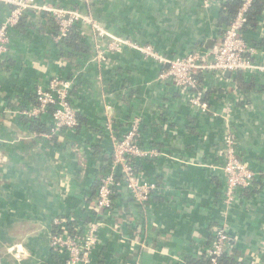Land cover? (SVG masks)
<instances>
[{
	"label": "crops",
	"instance_id": "obj_1",
	"mask_svg": "<svg viewBox=\"0 0 264 264\" xmlns=\"http://www.w3.org/2000/svg\"><path fill=\"white\" fill-rule=\"evenodd\" d=\"M37 1L90 13L112 37L129 39L172 60L195 49L209 51L218 43L216 18L223 0H212L209 7L202 0ZM6 10L0 7V22ZM242 37L254 50V61L264 63V48L257 45L264 39V13L257 29L243 31ZM45 45L44 50H33L23 39L10 40L8 57L24 69L23 76L20 68L13 70V81L6 64L0 65V264H51V219L73 204L79 214L87 207L82 195L93 172L84 143L111 151L109 132L103 129L109 116L114 128L141 119L147 134L142 149L156 152V160L144 162L140 172L145 180L157 184L158 191L142 205L126 193L115 198L98 231L99 245L91 264H183L185 257L205 253L216 220L237 238L246 261L264 264V187L248 197H241L243 190L238 191L226 207L221 200L225 187L222 138L227 130L236 136L240 158L258 180L264 179V75L256 79L261 90L248 95L239 92L228 76L221 80L211 77L204 88L206 93L210 91L204 102L209 112L201 115L190 106L186 92L171 81L158 79L166 65L124 47L106 56L105 66L112 71L96 67L95 76L88 64L73 67L79 83L73 84L72 95L78 91L77 85L86 90L82 101L73 104L96 132H82L83 139L76 141L70 136L75 145L64 150L69 144L66 137H58L56 146L38 143L34 133L22 130L14 121L23 109L14 112L4 103L9 97H18L16 92L22 96L16 86L29 89L36 80L45 87L58 73L48 51L50 40ZM105 79L113 80L110 86L117 98L106 92ZM94 82L99 97L89 96ZM245 96L248 100L243 108L239 100Z\"/></svg>",
	"mask_w": 264,
	"mask_h": 264
},
{
	"label": "built area",
	"instance_id": "obj_2",
	"mask_svg": "<svg viewBox=\"0 0 264 264\" xmlns=\"http://www.w3.org/2000/svg\"><path fill=\"white\" fill-rule=\"evenodd\" d=\"M252 1L242 0L234 20L226 27L220 42L211 50H195L181 58L167 60L149 47L141 48L131 43L129 39L112 37L90 13L39 3L37 0H0V7L6 8L8 12L0 22V57L9 52V32L27 13L32 12L35 15L47 13L58 26L59 35L55 38V42L60 40L69 26L81 24L98 39L107 40L105 46L97 49L93 58L99 66L106 65L107 55L119 53L124 47L137 49L145 57L157 61L160 65H166L167 69L159 74L158 79L171 81L176 88L183 90L187 95L189 93V104L207 114L209 108L201 100L202 91L198 90L196 74L224 76L226 72L230 74L240 72L248 75H264V63L257 64L254 61V50L246 45L242 37V29L246 23L245 14ZM202 2L204 7H209L212 0H202ZM72 87L71 79L58 77L50 79L45 87L36 88V105L23 109L19 115L28 119H37L50 111L52 117L50 130L49 133L40 134L39 137L43 139H49L62 131H72L77 125V111L69 99ZM113 127V120L109 116L105 129L109 132L111 156L107 172L98 180L99 185L93 202L95 218L88 222L83 230L72 214L52 220L53 228L58 231L50 235L49 246L54 254L63 256L61 264H91V256L99 245L98 231L104 226V220L112 211L117 196L126 193L134 203L142 205L158 191L157 184L145 180L133 164L137 160H146L156 155V152L144 151L138 146L141 119L134 118L127 132L120 136L115 133ZM221 154L222 172L225 178L222 203L226 207L232 204L238 191L246 190L254 184L256 174L240 158L236 136L231 130H227L222 138ZM68 223H71L73 230L67 228ZM226 227L223 224L222 227L213 230L214 241L205 250L209 264H222L219 258L228 242ZM138 247L142 249L144 246ZM129 264L139 263L135 261Z\"/></svg>",
	"mask_w": 264,
	"mask_h": 264
},
{
	"label": "trees",
	"instance_id": "obj_3",
	"mask_svg": "<svg viewBox=\"0 0 264 264\" xmlns=\"http://www.w3.org/2000/svg\"><path fill=\"white\" fill-rule=\"evenodd\" d=\"M241 4H242V0H223L221 1L218 11H217V18H216L217 19L216 27H217V33H218V43L220 42L222 34L224 33L226 27L234 20ZM62 7L75 9L72 6H66V5H62ZM75 10L79 11L78 8ZM263 13H264V0H253L247 13L245 14L246 23L242 29V32L246 30L255 31L258 27L259 17L262 16ZM44 34H46L49 39L44 37L45 36ZM58 35H59L58 26L50 14L41 13V14L35 15L34 13L29 12L21 19L20 23L9 32V39L10 40L23 39L24 45L28 46L29 48H32L33 50L36 47H39L40 48L39 50H44V45L46 41L50 40V48L48 51H50V55L52 57L51 60L52 61L55 60V62L57 63V67H59V70L57 69L58 73L53 74L50 79L54 77L64 78L68 80L71 79L73 80V84H74L76 83L77 78L76 76H74L75 71L73 67L75 68L79 66L83 67L84 65L88 64L87 67L92 69V73L95 71V76H97L96 67L98 68L100 67L102 69L104 67V71H108L111 69V68L107 69V66L105 65L99 66L97 65L96 62L93 61V58L95 57V52L97 51L99 47L102 48L103 45L105 46V41H102L98 39L97 37H95L93 33L89 32L81 24H74V25L69 26L65 34L60 37V40L55 42L54 40L56 37H58ZM10 40H9V47H10ZM257 45L264 48V39L260 40ZM195 50H192V51H195ZM197 50L200 51V49H197ZM12 59L13 57H8V54L0 57V65L2 66L4 63L6 64V70L9 71L10 73L11 81L14 80V77H13V72H15L13 71L14 69L18 70L20 68L21 73L19 74L22 76H23L22 73L24 70L23 65H18L17 60H12ZM195 76L198 81V90L202 91L201 100L203 102H207V95H209L210 91L206 93L205 92L206 90H204L205 86L208 84L209 80L212 79L211 77H216L217 79L221 80L223 76H216L215 74L212 76L211 74H206L202 76L199 73L196 74ZM257 77H258L257 75H248V74H242L240 72H237V73L230 74L227 78L231 79L234 82L235 87L239 92L245 95H248L251 91L261 90L262 87L256 83ZM105 80L106 81H104V84H105V88L107 89L106 92L110 96H112V98H117V96L114 93V90L110 86V83L113 80L112 81L109 79H105ZM33 81H34V84H32L31 88L29 89H26L24 87H19V85L16 86L15 89H17V91L22 96L20 97V95L16 92L15 96H18V97H13V98L9 97L8 100L4 102L6 107L14 109L15 110L14 112L16 111L18 112L22 109H27L32 106H35L36 105L35 91L38 86H42V85L37 84L36 80H33ZM77 82L79 83V79ZM77 86H79L78 91L74 95H72V92H71L69 96L72 106L77 111V116H76L77 125L74 127L72 131H68V132L62 131L58 135L56 136L53 135L49 139H43L39 137L40 134L42 133H49L50 125H51V122L49 123V120L50 121L52 120L50 111H48L45 115L37 119H28L22 115H17L16 116L17 118L14 119L16 125L21 127V129L24 131L34 133L35 136L39 138L36 141L40 144H47V145L51 144V145L56 146L55 142L58 141V137L60 138L66 137V143L69 141V144L64 148V150H69L70 147L75 145V143L71 144L72 140L70 136L72 137L75 136V141H76V140L83 139L82 132H88V133H93V134L96 132V130L92 127V125L87 120V118L83 115V112L81 111V109L76 108L73 104L74 101L75 102L77 100L82 101L81 97H85L84 94L86 90L84 89V86H80V85H77ZM95 87L96 86L94 82L93 88L89 89L90 97H94L95 95L96 97H99V93L97 92L96 94L94 93V91H96ZM188 96H189V93H188ZM246 97L247 96H245L244 99L241 98L239 100L241 107L247 106L246 102L248 99ZM188 101H189V97H188ZM191 107L195 108L193 106ZM197 111L201 115H206V113H202L199 109H197ZM128 128L129 126L125 124H122V125L119 124L115 126V128L113 127L115 133L118 136L123 135L125 132H127ZM103 129L104 131L106 130L104 127ZM139 132H140L139 133L140 136L138 139V146L139 148L142 149L143 148L142 146L145 144L144 138L147 137V134L143 132L142 127H140ZM84 145L88 146V148L85 147L86 155L89 156L90 159H92V166L90 167V171L93 172L92 179L89 184V188L82 195L83 205L87 204V207L81 212V214H79V211L74 210L76 208L74 204L70 208H68L66 211L57 213L51 219L50 235L55 234L58 231L57 229L53 228L54 226L52 225V220L56 217L72 214L76 222L78 221L79 227L81 230L85 228V225L88 222L92 221L95 218L94 213H96V211L93 207V202L96 198L97 188L99 185L98 180H99V177H101L103 174L107 172L108 162L110 161V156H111V151L109 152L105 151L98 144L90 145V144L84 143ZM76 150L78 151L79 149L76 148ZM95 158L97 159V162H95ZM155 160H156L155 157H151L146 160H137L133 164L135 168L137 169V171L140 172L141 171L140 168L144 162L152 163ZM258 177H260V175H258ZM263 180H264L263 178L262 179L260 178V180L256 178L254 181L255 185L253 184L254 187L252 186L253 187L252 189L249 188V189L243 190L241 193L242 194L241 197L243 196L248 197V196L260 193L261 189L264 187ZM222 199H223V196H222ZM64 204H65V201H64ZM223 224L224 223H221L220 220H216L214 221V223H212L210 235L208 236L207 248L210 247L214 241L213 230L218 229L219 227H222ZM67 228L70 230H73L71 223L67 224ZM226 234L228 237V242H227V245L222 255L219 258V261L222 264H250L240 254V251H239L240 246L238 245L237 238L232 234V232H230V230L228 229V226L226 227ZM95 252L96 250L93 252V255L96 254ZM48 253H49L51 264H61L62 263L63 256L54 254L51 251L50 246H49ZM92 256H91V259H92ZM209 262H210L209 258L205 255V253H203L200 257H193V256L185 257L183 264H209Z\"/></svg>",
	"mask_w": 264,
	"mask_h": 264
},
{
	"label": "water",
	"instance_id": "obj_4",
	"mask_svg": "<svg viewBox=\"0 0 264 264\" xmlns=\"http://www.w3.org/2000/svg\"><path fill=\"white\" fill-rule=\"evenodd\" d=\"M230 75V73L229 72H226L225 74H224V76H229Z\"/></svg>",
	"mask_w": 264,
	"mask_h": 264
}]
</instances>
